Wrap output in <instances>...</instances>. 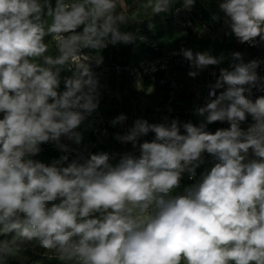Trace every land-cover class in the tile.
<instances>
[{
    "label": "clouds",
    "instance_id": "1",
    "mask_svg": "<svg viewBox=\"0 0 264 264\" xmlns=\"http://www.w3.org/2000/svg\"><path fill=\"white\" fill-rule=\"evenodd\" d=\"M176 3L138 0L137 7L178 16L196 0ZM218 7L240 43L264 41V0ZM129 21L125 0H0V264L29 246L64 264H264V95L252 99L253 89L264 91L257 71L264 60L233 53L236 62L220 69L209 100L195 110L198 125L137 119L116 134L136 147L154 133L139 144V157L125 153L113 165L115 154L101 152L67 166V155L51 166L25 159L61 137L81 142L77 129L99 105L102 86L91 65L103 63L100 50L147 42L121 30ZM171 55L189 62L190 77L225 59L184 48ZM65 70L72 74L59 91ZM249 116L254 123L244 131ZM217 121L230 127L207 131ZM204 153L217 162L173 195L184 173L195 178Z\"/></svg>",
    "mask_w": 264,
    "mask_h": 264
},
{
    "label": "rangeland",
    "instance_id": "2",
    "mask_svg": "<svg viewBox=\"0 0 264 264\" xmlns=\"http://www.w3.org/2000/svg\"><path fill=\"white\" fill-rule=\"evenodd\" d=\"M181 0H177L174 7H179ZM222 0H196L194 8L190 12H181L178 16L171 13L151 14L150 10H143L137 7L138 0H125L130 21L121 26V30L131 32L137 37L145 36L147 42L139 39L133 44L117 45L109 44L100 50L99 55L103 57V63L97 66L92 63V71L97 74L101 84V95L98 108L93 112L77 129L81 133L82 140L79 144L61 137V145L67 146V151L78 161L88 158L90 141L94 140L97 146L114 149L121 154L123 145L115 139L116 134H123V127L135 116L137 119L154 122V108L157 99L154 95L164 96L169 101L174 92L185 87L186 83L193 82L192 88L198 91L206 82L216 81L218 78V65L208 66L196 77H190L189 62L181 56H173V51L179 52L181 48L190 49L196 52H209L213 56H220L224 47H230L229 42L234 34L225 23L224 13L218 5ZM53 5L55 0H52ZM216 17V19H214ZM77 31H82L78 29ZM45 42L52 48L51 38L46 37ZM88 53L90 50H84ZM96 55L95 52H91ZM155 65L156 71H151L150 66ZM148 68L149 71L145 72ZM135 70V71H134ZM137 73L140 75L138 76ZM215 73V75H213ZM70 71L61 73V84L59 91L64 90L63 77L71 76ZM139 79L140 83L137 84ZM152 81L151 90L143 93L144 84ZM196 85V86H194ZM199 86V87H198ZM182 98L186 97L181 92ZM195 94V93H194ZM192 95L191 98H194ZM201 104H203L201 102ZM141 113L138 116L137 110ZM124 114L127 119L122 125L111 128V121L117 116ZM2 118V114H0ZM192 122V120H190ZM188 122V121H187ZM185 123V122H183ZM195 124L194 122H192ZM254 121L249 118L242 122L240 127L246 131ZM132 127H128V130ZM183 132V129H181ZM215 133V129L207 130ZM145 141L151 142L154 137L145 136ZM144 141V142H145ZM125 151L127 148L125 147ZM134 156H140V150L131 149ZM211 155L204 153V163L198 169L199 177L214 165ZM254 157L250 154L249 159ZM27 159V158H25ZM216 163V162H215ZM186 174L184 173L182 179ZM181 179L179 188L175 189L173 195L183 194L181 189L193 184L186 183ZM0 239L4 237L0 236ZM8 264H64L55 258L53 253L45 252L39 247L29 246L21 256L9 259Z\"/></svg>",
    "mask_w": 264,
    "mask_h": 264
},
{
    "label": "crops",
    "instance_id": "3",
    "mask_svg": "<svg viewBox=\"0 0 264 264\" xmlns=\"http://www.w3.org/2000/svg\"><path fill=\"white\" fill-rule=\"evenodd\" d=\"M230 41L231 42H229V45H231V46L230 47H224L225 50H224V52L222 54H223L225 59H224L223 63L218 65L219 66L218 76H219V73H220V69L224 67L227 58L232 54V52H234V49H233V38ZM214 83H215V81L206 82L204 86H201V88L198 89V91H194L192 89L194 87L192 85H190V84H193V82H189V83H186L185 87H182L181 90L174 92L173 95L170 97L167 106L170 109V111L173 113V116L175 117V119H178L179 121H186L187 120V111H194L195 112L196 108L202 107L201 102H202L203 98L206 95L207 87H208V85H212ZM145 84L146 85L143 87V93L148 91L149 89L151 90L150 83H148V81H147ZM194 86H196V85H194ZM194 89H196V88H194ZM182 91L185 92V96L186 97H184V98H182V96H181V94H182L181 92ZM192 95H195V97L191 98ZM136 113L139 116L141 111L138 109ZM188 116L190 117V115H188ZM201 118L203 120V117H201ZM248 118L251 119L250 116ZM135 119H136L135 116H133V118H131L132 122H128V124H127L128 126L127 127L126 126L123 127V134H125L128 131V127H130L131 124L133 126V124L135 122ZM193 121H194V123L196 125L197 122H195V120H193ZM154 122H155V120H154ZM220 125H221L220 121L214 122L212 124L207 125V130L215 129V131H217V129H218V127ZM113 127L114 126L111 125V128H113ZM145 139H146L145 136L141 137L140 140L138 141L136 147H133V145L130 142L129 143H122L121 142V145H123V151H124L121 154L119 153V151L117 152L114 149L112 150V149H108V147L105 148V147H102V146H97L96 142L94 140H92V141H90V144L92 146H90V149H89L90 152H89L88 158H89L92 150H94L93 154H97V153H101V152L109 153L110 155L115 154L114 159L110 160V163L115 165L116 163H118V161L121 158V156H123L125 153H129V154L133 155V153H134L133 151L134 150L131 151L130 148L131 149H135L137 151L140 150L139 144L143 143L145 141ZM53 143H55V142H53ZM51 144H52V142L43 143V144L40 145V149L42 151H44ZM56 146L60 147L57 144H56ZM124 146L125 147H130V148H127V151H125ZM64 152H65V155H67L70 158V161L69 162H65L64 166H67V163H70L72 160H78V159H75L67 150L64 151ZM135 157H139V156H135ZM40 162L44 163L45 165H48V166H51L53 164V162L50 161V159L47 156H41ZM81 162H83L82 159H81ZM187 187H189V186H187ZM185 189L186 188L181 189L182 190L181 192L184 193Z\"/></svg>",
    "mask_w": 264,
    "mask_h": 264
},
{
    "label": "built area",
    "instance_id": "4",
    "mask_svg": "<svg viewBox=\"0 0 264 264\" xmlns=\"http://www.w3.org/2000/svg\"><path fill=\"white\" fill-rule=\"evenodd\" d=\"M233 49L234 52L233 53H237L239 52L241 54V57L243 59L244 62H249L251 60L254 59H259V60H264V41H262L260 39V37L256 38L255 42H248V43H240L239 40L235 37V35L233 36ZM232 54L227 58L225 65L223 68H231V66L236 62L233 60V56ZM258 74L261 77H264V64H261L260 68L257 70ZM213 85V84H212ZM212 85H208L207 87V92L205 97L202 100V106H204L206 104V102L209 100L210 96L209 93L211 91V86ZM219 91L221 90H217V94H219ZM264 95V91H258L256 89H253V96L252 99L254 100L255 98ZM194 111H187V121L189 122L190 120H192V122H194L193 120V115H194ZM190 115V117L188 116ZM166 117L167 120L170 122V118L173 117V113L170 111V109L167 106V111H166ZM196 122V121H195ZM154 133H149L148 137H153ZM198 169H196V175L194 179H189V175L187 173V180L189 183L191 184H195L199 179H198Z\"/></svg>",
    "mask_w": 264,
    "mask_h": 264
},
{
    "label": "trees",
    "instance_id": "5",
    "mask_svg": "<svg viewBox=\"0 0 264 264\" xmlns=\"http://www.w3.org/2000/svg\"><path fill=\"white\" fill-rule=\"evenodd\" d=\"M148 83H150V85H151L152 81H148ZM145 85L146 84H144V86ZM153 98H154V100L155 99L158 100V102L156 103V107L154 108V120L156 123H164L165 117H166L168 101H165V99H164L165 97L161 96L159 94L154 95ZM172 119H175V118L171 117L170 121ZM180 122L181 123L187 122V120L186 121H180ZM229 127H230V124L227 121H224V122H221V125L218 127V129H228ZM154 138H155V134H154ZM93 153H94V150L91 151V154H93ZM62 155H65V152L63 150H61L60 147H57L55 143L52 142V144L49 145L48 148L45 149L44 151L40 150V152L38 154H36L35 156H30V157H26V158L40 162L41 156H47L50 159V161L54 162L55 160H58V158L61 157ZM210 158H211V160L214 159L212 156ZM69 161H70V158L68 159L67 162H69ZM215 162H217V161L214 159L213 163L215 164ZM185 174H186V176L182 180L190 185V183L187 180V173H185ZM198 179H200L199 174H198ZM62 263H64V262H62Z\"/></svg>",
    "mask_w": 264,
    "mask_h": 264
},
{
    "label": "bare ground",
    "instance_id": "6",
    "mask_svg": "<svg viewBox=\"0 0 264 264\" xmlns=\"http://www.w3.org/2000/svg\"><path fill=\"white\" fill-rule=\"evenodd\" d=\"M193 119L197 122V124H199L201 121H202V118L200 117V116H198V115H196V113H194V115H193ZM196 124V125H197ZM87 158H82V160L84 161V160H86Z\"/></svg>",
    "mask_w": 264,
    "mask_h": 264
},
{
    "label": "water",
    "instance_id": "7",
    "mask_svg": "<svg viewBox=\"0 0 264 264\" xmlns=\"http://www.w3.org/2000/svg\"><path fill=\"white\" fill-rule=\"evenodd\" d=\"M58 146H60L61 145V142L59 141V142H55Z\"/></svg>",
    "mask_w": 264,
    "mask_h": 264
}]
</instances>
